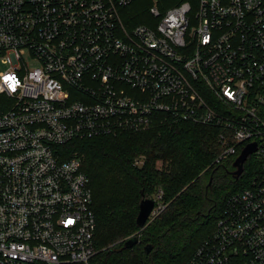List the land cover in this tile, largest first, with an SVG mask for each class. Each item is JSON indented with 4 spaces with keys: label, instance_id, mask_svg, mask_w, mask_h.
<instances>
[{
    "label": "built area",
    "instance_id": "built-area-1",
    "mask_svg": "<svg viewBox=\"0 0 264 264\" xmlns=\"http://www.w3.org/2000/svg\"><path fill=\"white\" fill-rule=\"evenodd\" d=\"M141 1L0 0V264H88L93 189L60 146L170 119L261 164L185 264H264V0Z\"/></svg>",
    "mask_w": 264,
    "mask_h": 264
},
{
    "label": "trees",
    "instance_id": "trees-1",
    "mask_svg": "<svg viewBox=\"0 0 264 264\" xmlns=\"http://www.w3.org/2000/svg\"><path fill=\"white\" fill-rule=\"evenodd\" d=\"M135 12L139 16L146 10ZM137 22L144 20L139 17ZM221 130L158 120L143 131L75 138L60 146L65 157L82 156L93 188L97 252L89 264L186 263L214 230L226 199L246 187L260 169V161L249 155L242 174L235 178L233 162L239 152L217 159L224 150ZM140 155L145 156L144 162L136 166L134 159ZM160 189L165 208L141 229L136 220L140 202L152 199ZM133 232L139 241L125 245ZM148 244L152 248L145 252Z\"/></svg>",
    "mask_w": 264,
    "mask_h": 264
},
{
    "label": "water",
    "instance_id": "water-1",
    "mask_svg": "<svg viewBox=\"0 0 264 264\" xmlns=\"http://www.w3.org/2000/svg\"><path fill=\"white\" fill-rule=\"evenodd\" d=\"M256 149H257L256 142L248 143L241 149L240 153L238 154V156L235 158L233 162V166L235 167V169L233 170L232 174L234 175L235 178H238L242 174L244 162L246 161V159L251 153L256 151ZM153 208H154V200L152 199H142L141 200L140 205H139V212H138L137 219H136L137 224L140 227H143L146 224ZM138 241H139L138 235H134L132 239L128 240L125 243V245L133 246ZM151 248H152V245L148 244L147 246H145V252H149Z\"/></svg>",
    "mask_w": 264,
    "mask_h": 264
},
{
    "label": "rangeland",
    "instance_id": "rangeland-1",
    "mask_svg": "<svg viewBox=\"0 0 264 264\" xmlns=\"http://www.w3.org/2000/svg\"><path fill=\"white\" fill-rule=\"evenodd\" d=\"M139 3H141L140 4V6L138 7L137 5H139ZM144 3V4H143ZM152 4V2L150 1V0H142L141 2H138V3H136L135 5H134V9L137 11V12H141V11H143V9H145L146 11H147V9H148V7L150 6ZM170 5H172V2H169L168 3V5L167 6H170ZM2 65H0V70H2ZM146 130V129H145ZM143 131V130H142ZM100 136H112V137H115V136H118V135H100ZM144 158H145V156L144 155H140V156H136V158L134 159V164L136 165V166H140V165H142L143 164V162H144ZM157 166H160V162L158 161L157 162ZM93 189V188H92ZM161 194H162V190L160 189L156 194H153L154 195V201H156V205H154V208H153V210L151 211V213H150V216H149V218H148V220H147V222H149V221H151V220H153V218L155 217V216H157L159 213H161V211H163L164 210V208H165V205H164V203H163V201L161 200ZM152 198V199H153ZM148 199H150V198H148ZM147 222H146V224H147ZM145 224V225H146ZM144 227V226H143ZM143 227H140L141 229L143 228ZM137 234V232H133L132 234H130L129 236H127L126 238L127 239H129V238H132L134 235H136ZM110 245V244H109ZM108 245V246H109ZM107 246H105L104 248H106ZM103 248V249H104ZM97 252V251H96ZM95 252V253H96ZM95 255V254H94ZM93 255V256H94ZM92 256V257H93ZM91 259V258H90ZM88 264H89V262H88Z\"/></svg>",
    "mask_w": 264,
    "mask_h": 264
}]
</instances>
